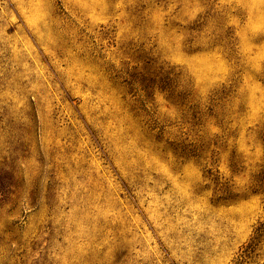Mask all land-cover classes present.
Instances as JSON below:
<instances>
[{"label":"rangeland","instance_id":"obj_1","mask_svg":"<svg viewBox=\"0 0 264 264\" xmlns=\"http://www.w3.org/2000/svg\"><path fill=\"white\" fill-rule=\"evenodd\" d=\"M0 264H264V0H0Z\"/></svg>","mask_w":264,"mask_h":264}]
</instances>
